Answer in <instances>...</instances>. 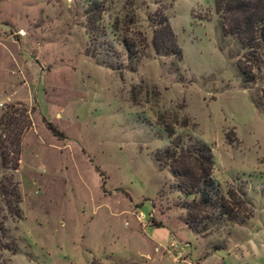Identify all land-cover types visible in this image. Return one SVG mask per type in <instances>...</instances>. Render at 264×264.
I'll return each instance as SVG.
<instances>
[{"label": "rangeland", "instance_id": "obj_1", "mask_svg": "<svg viewBox=\"0 0 264 264\" xmlns=\"http://www.w3.org/2000/svg\"><path fill=\"white\" fill-rule=\"evenodd\" d=\"M158 12L179 60L153 51ZM244 51L212 0H0V119L22 128L0 264H264V65L244 82ZM173 137L207 145L225 214L178 190Z\"/></svg>", "mask_w": 264, "mask_h": 264}, {"label": "trees", "instance_id": "obj_2", "mask_svg": "<svg viewBox=\"0 0 264 264\" xmlns=\"http://www.w3.org/2000/svg\"><path fill=\"white\" fill-rule=\"evenodd\" d=\"M212 6L222 35L230 36L245 50L243 54L246 64L242 63L248 66L245 70L241 65L236 66L244 82L252 81V70L256 69L257 64L264 65V0H212ZM155 23L159 27L152 33L150 40L153 51L173 54L179 60L180 51L175 45L166 18L158 12ZM14 119L9 115L0 119V167L10 170H14L17 165L18 140L22 132L20 120ZM46 125L53 134L58 135L54 128ZM165 131L168 136L172 135L169 128ZM179 144V139L173 137L169 147L161 151V157L167 160L169 172L176 179V187L185 195L197 194L201 206H212L225 214L224 204L220 196H216V187L210 178L212 157L209 148L201 142H194L184 148ZM0 195L4 205L8 206V214L18 217L15 185L9 180L7 186L0 185ZM183 208L188 210L187 205Z\"/></svg>", "mask_w": 264, "mask_h": 264}]
</instances>
